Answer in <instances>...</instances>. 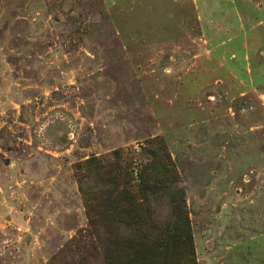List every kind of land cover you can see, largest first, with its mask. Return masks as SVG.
<instances>
[{
    "label": "rangeland",
    "instance_id": "1",
    "mask_svg": "<svg viewBox=\"0 0 264 264\" xmlns=\"http://www.w3.org/2000/svg\"><path fill=\"white\" fill-rule=\"evenodd\" d=\"M103 227L264 264V0H0V264H111Z\"/></svg>",
    "mask_w": 264,
    "mask_h": 264
},
{
    "label": "trees",
    "instance_id": "2",
    "mask_svg": "<svg viewBox=\"0 0 264 264\" xmlns=\"http://www.w3.org/2000/svg\"><path fill=\"white\" fill-rule=\"evenodd\" d=\"M161 169L165 166L158 165ZM110 168V180L109 184L112 187L119 188V186H123V191L127 194L129 198L128 208H130V212L133 214H139L141 204L137 201L139 198V194L143 198H146L147 192H152L157 188L163 186L162 180L158 177L160 171L152 170L149 173H145L144 179L141 180L140 186L129 185L130 174L127 169H125L120 163V156H117V160L113 163H110L106 166L100 167L101 169ZM137 191V193L135 192ZM118 213L120 214L119 208H117ZM103 239L102 241L105 243H109L111 248H107L108 253L112 254L114 260L111 264H154L160 258L166 257V252H162V248L166 247L169 242L167 238L154 237L153 239L149 236L142 237L140 240L136 238L140 243L139 247H134L133 245H123L120 244L116 247L111 233L107 230V227H103ZM130 243H135L133 239H129ZM123 243V242H122ZM114 244V245H113ZM186 248L185 256L186 258H190L191 256V248H189V240H186Z\"/></svg>",
    "mask_w": 264,
    "mask_h": 264
}]
</instances>
